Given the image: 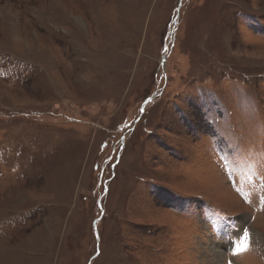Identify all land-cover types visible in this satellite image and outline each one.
Wrapping results in <instances>:
<instances>
[{
	"label": "rangeland",
	"instance_id": "374dc122",
	"mask_svg": "<svg viewBox=\"0 0 264 264\" xmlns=\"http://www.w3.org/2000/svg\"><path fill=\"white\" fill-rule=\"evenodd\" d=\"M0 264H264V0H0Z\"/></svg>",
	"mask_w": 264,
	"mask_h": 264
},
{
	"label": "snow or ice",
	"instance_id": "6c2138e0",
	"mask_svg": "<svg viewBox=\"0 0 264 264\" xmlns=\"http://www.w3.org/2000/svg\"><path fill=\"white\" fill-rule=\"evenodd\" d=\"M247 237V234H245V238ZM246 250V245L242 248L239 249V251H245Z\"/></svg>",
	"mask_w": 264,
	"mask_h": 264
},
{
	"label": "water",
	"instance_id": "95a60500",
	"mask_svg": "<svg viewBox=\"0 0 264 264\" xmlns=\"http://www.w3.org/2000/svg\"><path fill=\"white\" fill-rule=\"evenodd\" d=\"M149 100L146 101V103L148 102Z\"/></svg>",
	"mask_w": 264,
	"mask_h": 264
}]
</instances>
